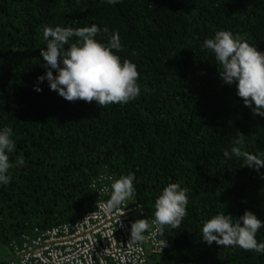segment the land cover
I'll return each mask as SVG.
<instances>
[{
	"label": "trees",
	"instance_id": "16d2710c",
	"mask_svg": "<svg viewBox=\"0 0 264 264\" xmlns=\"http://www.w3.org/2000/svg\"><path fill=\"white\" fill-rule=\"evenodd\" d=\"M92 24L108 30L97 35L100 42L119 34L116 55L139 73L137 99L104 108L66 101L46 80L38 83L45 74L42 28ZM218 30L264 52V0H0V127L13 128L11 158L25 160L0 186V264H9L23 235L74 222L107 201L93 181L129 173L136 196L126 202L141 205L151 220L164 187L188 189L187 215L179 227L165 226L167 247L151 264H264V255L208 245L201 236L218 213L238 218L247 210L264 220V168L223 156L237 131L245 150L264 154V117L244 106L201 49ZM256 239L264 241V228Z\"/></svg>",
	"mask_w": 264,
	"mask_h": 264
},
{
	"label": "clouds",
	"instance_id": "9594fccd",
	"mask_svg": "<svg viewBox=\"0 0 264 264\" xmlns=\"http://www.w3.org/2000/svg\"><path fill=\"white\" fill-rule=\"evenodd\" d=\"M103 2L116 5L122 0ZM101 31L106 33L108 30H101L96 24L76 28L44 26L42 35L46 47L40 50V55L45 62L42 64L45 74L37 78L38 83L46 80L50 89L66 101H95L104 108L137 99L141 95L137 66L127 59L121 61L120 56L116 55L122 49L118 33L114 32L105 43L96 38ZM201 49L214 56L220 78L225 84L235 86L236 95L243 100L244 106L250 108L255 116L264 117V52L228 30L216 31L213 37L203 42ZM34 90L40 92L42 88L37 85ZM143 90L148 92L146 86ZM14 135L11 126L0 127V186L10 184L11 170L25 164L23 157L11 158L16 151ZM223 156L227 160L232 157L241 159L244 167L257 172L264 168V154L245 150V135L239 131L230 151L224 150ZM104 179V176L99 177L100 181ZM108 179L110 185L101 191L108 192L109 199L102 207L119 209L123 203L135 198L136 178L133 173ZM92 187H96V181H93ZM188 202V189L179 183H169L155 199L151 224L145 219L131 224L130 244L143 242L145 233L152 226L161 235L165 226L173 229L179 227L187 215ZM261 228H264V220L252 211L246 210L238 218L218 213L203 223L201 236L208 245L215 242L219 246H237L264 255V241L258 242L256 239ZM158 245L162 252L167 242L160 240ZM97 259L99 264H105L101 254L97 255Z\"/></svg>",
	"mask_w": 264,
	"mask_h": 264
},
{
	"label": "built area",
	"instance_id": "2783aa9c",
	"mask_svg": "<svg viewBox=\"0 0 264 264\" xmlns=\"http://www.w3.org/2000/svg\"><path fill=\"white\" fill-rule=\"evenodd\" d=\"M99 178L96 187L101 191L111 181L105 176ZM101 200L96 207L71 223L48 229H34L21 237V242L12 245V259L9 264H99L101 254L105 264H151V257L161 255L158 241L165 240L155 232V226L145 233L143 242L130 244L131 224L139 219L148 220L144 208L139 204L123 203L119 209L102 207ZM96 213V214H95ZM95 214V215H94ZM166 241V240H165Z\"/></svg>",
	"mask_w": 264,
	"mask_h": 264
},
{
	"label": "rangeland",
	"instance_id": "374dc122",
	"mask_svg": "<svg viewBox=\"0 0 264 264\" xmlns=\"http://www.w3.org/2000/svg\"><path fill=\"white\" fill-rule=\"evenodd\" d=\"M5 256H8V253H5V254L2 255V257H5Z\"/></svg>",
	"mask_w": 264,
	"mask_h": 264
}]
</instances>
